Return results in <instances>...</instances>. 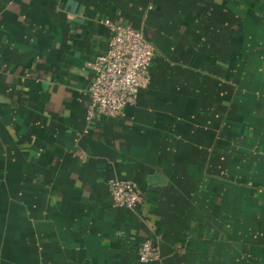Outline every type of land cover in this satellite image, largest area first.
Here are the masks:
<instances>
[{
  "label": "crops",
  "instance_id": "obj_1",
  "mask_svg": "<svg viewBox=\"0 0 264 264\" xmlns=\"http://www.w3.org/2000/svg\"><path fill=\"white\" fill-rule=\"evenodd\" d=\"M106 21L154 57L90 117ZM0 264H264V0H0Z\"/></svg>",
  "mask_w": 264,
  "mask_h": 264
},
{
  "label": "built area",
  "instance_id": "obj_2",
  "mask_svg": "<svg viewBox=\"0 0 264 264\" xmlns=\"http://www.w3.org/2000/svg\"><path fill=\"white\" fill-rule=\"evenodd\" d=\"M107 23L110 30L107 46L94 57V76L86 89L90 117H117L124 107L133 104L138 91L149 84L148 69L154 57V47L141 29L130 24ZM108 190L117 206L136 210L142 204V189L132 179L113 178ZM158 257L157 247L151 240H144L138 250V259L147 263Z\"/></svg>",
  "mask_w": 264,
  "mask_h": 264
}]
</instances>
